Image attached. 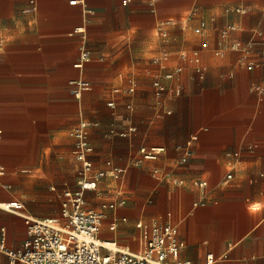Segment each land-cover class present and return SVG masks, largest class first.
<instances>
[{
    "label": "crops",
    "instance_id": "crops-1",
    "mask_svg": "<svg viewBox=\"0 0 264 264\" xmlns=\"http://www.w3.org/2000/svg\"><path fill=\"white\" fill-rule=\"evenodd\" d=\"M76 81L90 87L78 100ZM81 122L93 172L106 173L85 208L123 203L100 239L138 252L135 225L161 223L177 228L182 262L264 264V0H0V205L22 206L0 208L9 249L23 217L59 219L62 193L78 189ZM142 148L163 152L134 165Z\"/></svg>",
    "mask_w": 264,
    "mask_h": 264
},
{
    "label": "built area",
    "instance_id": "built-area-1",
    "mask_svg": "<svg viewBox=\"0 0 264 264\" xmlns=\"http://www.w3.org/2000/svg\"><path fill=\"white\" fill-rule=\"evenodd\" d=\"M74 4V2L70 3ZM238 13L240 11H237ZM234 31L233 26H227L221 34L226 39L228 34ZM196 34L200 29L195 30ZM204 47H206L204 45ZM228 49L236 51L239 49L237 43H231ZM222 55V51L214 53ZM88 61V55L81 53L79 61L73 65L74 69H82ZM191 63L196 64L197 54L193 55ZM177 68L174 73H168L163 78L171 81L175 74L180 72ZM89 84L84 81L73 83L72 92L75 99H79L82 92L89 90ZM155 96L160 98L166 88L159 82L153 83ZM169 94L178 96L179 89H170ZM114 108V104H108ZM88 125L81 122L71 132L74 141L73 156L80 165L78 172V189L74 192L64 191L61 195L59 219H34L23 217L25 234L21 246L13 251L6 246V234L0 229V256L7 259L8 264H190L179 259L183 243L178 238V231L175 226L153 223L144 225L138 222L135 225L141 242V250L138 252L120 249L114 242L100 239V231L105 219V211L114 210L123 203L103 205L99 211L85 208V193L96 191L98 182L106 176L103 171L93 172V167L88 157L92 151L88 142ZM128 132H134L130 129ZM114 134V132H110ZM125 137V133L118 135ZM163 152L160 148L140 149L139 158L133 162L138 165L141 161H154ZM186 152V151H185ZM185 159H182L184 162ZM110 166V163H107ZM111 177L119 179L121 172L112 169ZM231 177L228 175L226 180ZM199 188L206 187V183L197 182L194 184ZM10 211H21L20 204H8L5 208ZM264 223V221H263ZM117 222L113 221L109 231L113 232ZM213 258L207 256L205 264H213Z\"/></svg>",
    "mask_w": 264,
    "mask_h": 264
},
{
    "label": "rangeland",
    "instance_id": "rangeland-1",
    "mask_svg": "<svg viewBox=\"0 0 264 264\" xmlns=\"http://www.w3.org/2000/svg\"><path fill=\"white\" fill-rule=\"evenodd\" d=\"M60 192H61V190H59V191L56 192V193L53 192L52 199H51L50 202H49V205H51V207L53 208V210L56 211V215L53 216V217H56L57 214H58V201H57V199H56V195L60 194ZM54 193H55L56 195H54ZM54 198H55V199H54ZM90 205H94V204L89 202V203L87 204L86 208L89 209V210H92V208L90 207ZM98 207H99V205H98Z\"/></svg>",
    "mask_w": 264,
    "mask_h": 264
},
{
    "label": "bare ground",
    "instance_id": "bare-ground-1",
    "mask_svg": "<svg viewBox=\"0 0 264 264\" xmlns=\"http://www.w3.org/2000/svg\"><path fill=\"white\" fill-rule=\"evenodd\" d=\"M6 207H8V204L0 205V208H2V209H5Z\"/></svg>",
    "mask_w": 264,
    "mask_h": 264
}]
</instances>
